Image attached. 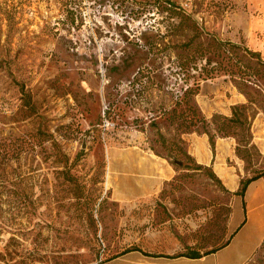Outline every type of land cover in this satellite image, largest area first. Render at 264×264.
Wrapping results in <instances>:
<instances>
[{
	"label": "rangeland",
	"instance_id": "1",
	"mask_svg": "<svg viewBox=\"0 0 264 264\" xmlns=\"http://www.w3.org/2000/svg\"><path fill=\"white\" fill-rule=\"evenodd\" d=\"M222 75L246 94L233 123L195 100L202 80ZM257 111L264 0H0V264H100L140 240L166 251L215 235L226 193L184 135H234L245 176H264L249 143ZM134 140L175 173L154 204L135 207L128 234L106 148ZM246 264H264V241Z\"/></svg>",
	"mask_w": 264,
	"mask_h": 264
},
{
	"label": "crops",
	"instance_id": "2",
	"mask_svg": "<svg viewBox=\"0 0 264 264\" xmlns=\"http://www.w3.org/2000/svg\"><path fill=\"white\" fill-rule=\"evenodd\" d=\"M218 77H223L222 84ZM224 78L226 76L222 75L202 80L195 95L197 105L207 118L213 113L230 116L231 106L246 102L245 95ZM211 133L212 142L210 134L205 131L186 132L184 139L186 152L193 161L212 171L225 190V202L218 204L217 210L213 209L216 217L222 220L221 228L213 236L204 232V235L190 241H165L166 251L157 250L160 242L155 240L158 238L154 242L140 240L136 246L108 260L126 256L127 264H246L256 252L264 241V176L252 179L243 194L237 193L240 179L246 176L243 160L235 150L236 138L222 135L215 129ZM251 134V142L264 155V111L254 114ZM106 162L111 197L128 209L127 231L131 234L135 229V207L144 202L154 204L175 169L165 156L135 140L128 144L109 145ZM217 236L221 241H215ZM190 250L199 251L202 255H181ZM31 264L47 263L38 261Z\"/></svg>",
	"mask_w": 264,
	"mask_h": 264
},
{
	"label": "trees",
	"instance_id": "3",
	"mask_svg": "<svg viewBox=\"0 0 264 264\" xmlns=\"http://www.w3.org/2000/svg\"><path fill=\"white\" fill-rule=\"evenodd\" d=\"M255 52V51H254ZM205 60H206V62H209V59L206 57L205 58ZM235 85V84H234ZM236 86V85H235ZM187 89V88H186ZM240 91V90H239ZM198 92V90L194 93V94H196ZM240 92H242L243 94H245L243 91H240ZM246 95V94H245ZM244 105H245V103H240V104H235V105H233L232 107H231V115L230 116H222V115H219V114H215L213 117H215V116H221L222 117V119H226V120H228V121H230L231 123H233V122H235V121H238V119H239V112H238V110L239 109H241L242 107H244ZM217 130H219V128L217 129ZM191 131H195V130H191ZM189 132V131H188ZM205 132H207V131H205ZM216 132H218V131H216ZM208 133V132H207ZM208 134H210V133H208ZM220 134H222V135H232V134H227V133H220ZM232 136H234V135H232ZM209 137H210V141L212 142V135L210 134L209 135ZM249 143L250 144H252V146H255V144L254 143H252L251 142V136H250V140H249ZM237 144H238V142H237V140H236V145H235V150H236V153H237ZM256 147V146H255ZM188 154V153H187ZM238 154V153H237ZM189 155V154H188ZM239 156V155H238ZM240 157V156H239ZM196 165L197 166H201L202 167V165H200V164H197L196 163ZM204 168H206V167H204ZM212 172V171H211ZM212 175L214 176V178L218 181V179L216 178V176L213 174V172H212ZM260 176H263V174H262V172H257V173H255V174H253V175H251V176H246L245 178H241L240 179V185H239V188H238V190H237V193H239V194H243V192H244V190H245V187H246V185L252 180V179H255V178H257V177H260ZM127 250H124V251H122V252H120V254H122V253H124V252H126ZM204 253H206V252H204ZM181 255H186V256H191V257H199V256H201L202 255V253H200L199 251H196V250H190V251H186V252H183V253H181ZM113 257H115V256H113ZM108 259H110V258H108ZM24 264H31V263H24ZM96 264V263H95Z\"/></svg>",
	"mask_w": 264,
	"mask_h": 264
},
{
	"label": "water",
	"instance_id": "4",
	"mask_svg": "<svg viewBox=\"0 0 264 264\" xmlns=\"http://www.w3.org/2000/svg\"><path fill=\"white\" fill-rule=\"evenodd\" d=\"M176 162L180 163L179 161L176 160Z\"/></svg>",
	"mask_w": 264,
	"mask_h": 264
}]
</instances>
